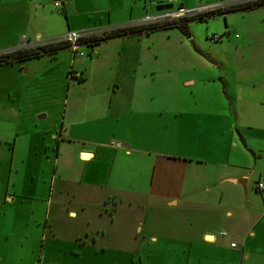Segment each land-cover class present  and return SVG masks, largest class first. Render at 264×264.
Here are the masks:
<instances>
[{
    "label": "crops",
    "instance_id": "crops-1",
    "mask_svg": "<svg viewBox=\"0 0 264 264\" xmlns=\"http://www.w3.org/2000/svg\"><path fill=\"white\" fill-rule=\"evenodd\" d=\"M160 4L168 0H0V54L69 31L129 25L158 12ZM185 5L176 0L175 6ZM136 35H117L91 50L83 46V57L57 51L63 76L72 70L78 82L92 79L103 44L117 43L126 53L116 76L111 73L119 82L68 93L59 129L0 120V264H125L126 254L132 264H264V189L257 188L264 185V70L254 77L261 79L257 93L245 84L253 74L237 73L222 76V92L213 84L212 100L200 102L191 91L196 80L188 79L181 82L185 101L175 109L143 108ZM104 74L96 73L101 82ZM155 127L174 143L170 153L152 157L142 147L156 137ZM113 140L117 146L108 145ZM156 166L158 174L175 176L160 194L165 206H189L201 215L171 222L192 228L170 224L164 233L143 236L137 220L135 233L125 235L112 213L125 197L140 202L150 195ZM55 173L56 186L50 184ZM80 187L92 198H79ZM235 238L241 245L232 247Z\"/></svg>",
    "mask_w": 264,
    "mask_h": 264
},
{
    "label": "rangeland",
    "instance_id": "rangeland-1",
    "mask_svg": "<svg viewBox=\"0 0 264 264\" xmlns=\"http://www.w3.org/2000/svg\"><path fill=\"white\" fill-rule=\"evenodd\" d=\"M234 1L236 0H186L184 7L193 9ZM226 10H216L201 15L210 14L203 21L190 20L187 23L189 37L184 36L178 28L155 30L148 34L141 32L142 34L135 36L133 48L140 61L136 71L141 75L137 88L141 90L139 102L146 103L142 105L143 108H145L144 105H151L152 109L159 110L163 104H168L175 109L185 101V94H188L185 92L188 91L181 87V82L188 79L196 80V85L191 91L195 94L194 96L201 95L200 102L212 98L211 86L213 84L219 86L222 92L223 83L219 80L222 76L227 80L237 73H242L241 77L244 74H253V78L245 79L246 87L254 93L262 88L260 87L261 79L254 77H260L264 70V7L257 6L232 11L230 9L223 14ZM212 35L220 36V40L211 42L209 36ZM190 41L194 48L189 43ZM119 47V44L113 42L103 44L101 62L91 66L92 79L89 77L85 82L69 79L68 75H65L67 72L63 76V65L56 57L43 56L26 59L16 63L17 69L6 65L0 66V120H11L12 123L35 121L43 128L59 129L57 127L59 120L63 118L65 108L69 105L68 93L74 88L84 86L91 89L105 87L114 81L119 82L120 79L114 77L117 62L122 55L126 54L120 52ZM20 67L27 68V72L23 74L19 71ZM99 71L105 73L104 82H101L96 75ZM143 73L153 74L143 77ZM41 115H45V118L39 120ZM154 129L156 137H153L150 143H145L142 149L151 153L152 157L166 155L173 151L174 141L164 139L158 134L159 127ZM108 145L114 147V145L117 146V142L113 140ZM152 178L150 195L144 196L140 202H131L127 197L123 202H117V212L112 215L119 222V227L123 226L121 229L125 235L135 233L137 220L141 222V230L137 232L142 233V236L152 231L164 233L166 226L170 224L180 228H192L184 223L171 222L180 220L182 217L192 222L193 219L197 220L201 213L189 206L180 205L178 208H169L165 206V198L160 195L164 192L163 187L173 186L175 176L171 174L168 178L164 174H158L156 166ZM143 179L141 182L144 181ZM54 182L55 186L59 182L57 173L51 175L50 184ZM76 190L79 198L89 200L93 196V194L90 195V191L82 187ZM256 193L260 197V193L257 191ZM242 195V202H245L247 196L244 197L243 190ZM257 196L253 197L254 200H258ZM95 199L93 197V202ZM118 200L121 199L118 198ZM111 210L110 204L109 213L112 212ZM233 241L235 245H241L236 238ZM109 257H105V260ZM132 257L126 254L125 264H132Z\"/></svg>",
    "mask_w": 264,
    "mask_h": 264
},
{
    "label": "built area",
    "instance_id": "built-area-1",
    "mask_svg": "<svg viewBox=\"0 0 264 264\" xmlns=\"http://www.w3.org/2000/svg\"><path fill=\"white\" fill-rule=\"evenodd\" d=\"M28 2H32L33 0H27ZM58 2H61L62 0H57ZM260 1L264 0H236L234 2L230 3H216V4H211L207 6H202L199 8H193V9H187L183 8L181 6H175L176 0H168L169 4H172V8L169 10H162L159 12H156L153 15H145L143 19L140 21L134 22L129 25H122V26H112L108 28H103L95 31H69L61 36L51 38L48 40H37L34 43L30 44H23L21 43L17 49L7 51L5 53L0 54L5 55L14 51L18 50H24V49H34V50H39L42 48L46 47H52V48H67L72 52L73 57L75 55H78L79 57L84 56V52L81 51V47L85 46L89 48L90 50L95 46V43L93 41H89L91 39H96V38H102L104 36H107L113 32H118V31H127V30H132L136 31L141 28H149L153 26H165V25H174L180 23L184 19H190V18H199L201 15L211 13L216 10H226V9H232L236 8L238 6L242 5H250L254 4ZM142 30V32H146L145 30ZM209 40L211 42H216L220 40V36L218 35H212L209 36ZM61 48V49H62ZM42 54V51H38ZM68 77L69 79L75 78L80 80V75L76 74L72 70L68 72ZM257 188L259 190L264 189V185L262 183L257 184ZM220 235H226L224 232H220ZM232 247H235V244H231Z\"/></svg>",
    "mask_w": 264,
    "mask_h": 264
},
{
    "label": "trees",
    "instance_id": "trees-1",
    "mask_svg": "<svg viewBox=\"0 0 264 264\" xmlns=\"http://www.w3.org/2000/svg\"><path fill=\"white\" fill-rule=\"evenodd\" d=\"M257 6H263L264 7V1H260V2H257V3H254V4H248V5H242V6H238L236 8H232V10H238V9H248V8H253V7H257ZM230 11L229 10H226L223 12L226 13ZM210 15V14H209ZM207 15V16H209ZM207 16H201L199 18H197L196 20H200V21H203V20H206V17ZM195 18H190V19H184L182 20L180 23L178 24H174V25H165V26H153V27H149V28H141V29H138L136 31H133L132 30H123V31H118V32H113L107 36H104L102 38H96V39H91L89 41H94L95 43V46L99 44V42L101 41H104V40H107L111 37H114V36H117V35H124V34H140L142 32V30L146 29L145 33H150L152 31H155V30H166V29H170V28H178L179 31L186 37H189V30H188V27H187V23L190 21V20H194ZM62 47H58V48H52V47H46V48H42V49H39L40 51H42V54L40 52H38L39 50H34V49H24V50H18V51H14V52H11V53H8V54H3L0 56V66L2 65H7V64H14V63H20L26 59H32V58H40V57H43V56H50V57H55L57 51H59Z\"/></svg>",
    "mask_w": 264,
    "mask_h": 264
},
{
    "label": "water",
    "instance_id": "water-1",
    "mask_svg": "<svg viewBox=\"0 0 264 264\" xmlns=\"http://www.w3.org/2000/svg\"><path fill=\"white\" fill-rule=\"evenodd\" d=\"M172 8V4H160V5H157L156 6V11H162V10H169V9H171ZM190 44H191V46L193 47V43H192V41H190L189 42ZM194 48V47H193Z\"/></svg>",
    "mask_w": 264,
    "mask_h": 264
}]
</instances>
